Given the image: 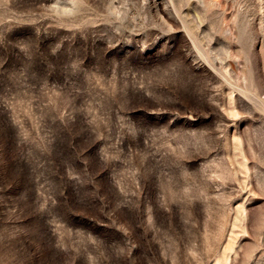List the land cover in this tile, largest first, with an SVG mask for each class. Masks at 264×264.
<instances>
[{"label":"rangeland","instance_id":"374dc122","mask_svg":"<svg viewBox=\"0 0 264 264\" xmlns=\"http://www.w3.org/2000/svg\"><path fill=\"white\" fill-rule=\"evenodd\" d=\"M0 264H264V0H0Z\"/></svg>","mask_w":264,"mask_h":264}]
</instances>
